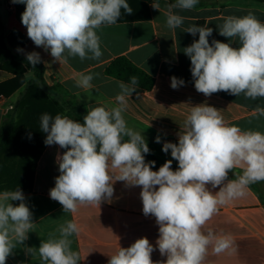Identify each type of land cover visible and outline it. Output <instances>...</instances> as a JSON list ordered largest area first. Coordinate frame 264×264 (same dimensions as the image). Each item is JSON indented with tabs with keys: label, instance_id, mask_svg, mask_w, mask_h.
<instances>
[{
	"label": "clouds",
	"instance_id": "clouds-1",
	"mask_svg": "<svg viewBox=\"0 0 264 264\" xmlns=\"http://www.w3.org/2000/svg\"><path fill=\"white\" fill-rule=\"evenodd\" d=\"M12 2L26 5L21 22L27 36L59 62H67L68 57L98 60L103 53L97 30L116 24L122 10L133 12L127 0ZM198 3L199 0H176L170 4L165 26L172 30L181 27L185 17L174 14L172 9L192 10ZM152 6L159 9L158 4ZM184 31L199 34L198 40L183 49L190 58L197 92L211 96L224 91L252 100L264 98V22L251 12L225 17L219 25V35L238 41V48L218 40L210 44L208 37L213 29L207 26L192 25ZM26 58L33 66L41 62L36 52ZM93 79L91 74H81L76 86L90 88ZM137 83L135 76L130 78V84L120 82V92L115 97L118 106L110 110L104 106L92 108L82 124L60 114L41 115L40 129L47 133L45 145L66 149L57 157L60 174L49 191L50 198L59 202L65 213H75L79 205L100 207L111 200L116 181L141 187L142 212L146 217H155L159 226L156 246L146 237L139 238L127 248L119 246L108 264H203L210 245L217 255L234 252L230 235H216L212 230L205 234L202 228L219 206L243 197L249 185L264 182V133L227 124L213 106L191 107L178 144H163L162 151L171 150L172 159L153 171L155 161H145L150 149L144 137L130 129L122 115ZM184 83L183 79L171 77L173 89ZM254 112L264 116L262 107L257 106ZM155 142H161L159 136ZM173 160L178 162L175 171ZM237 167L243 169L242 175L229 180V172ZM110 170H118L119 174H110ZM208 185L219 191L213 193ZM10 201L20 203L14 206ZM32 216L22 190L0 193V264H6L16 245L28 239L35 227ZM79 231L74 221L67 220L57 229L59 236L50 233L38 248L41 264H79L80 255L72 250L69 239ZM157 248L161 256L167 257L165 261L151 259ZM36 251L26 249L28 254Z\"/></svg>",
	"mask_w": 264,
	"mask_h": 264
},
{
	"label": "crops",
	"instance_id": "crops-1",
	"mask_svg": "<svg viewBox=\"0 0 264 264\" xmlns=\"http://www.w3.org/2000/svg\"><path fill=\"white\" fill-rule=\"evenodd\" d=\"M145 1V0H141ZM128 2V1H127ZM176 0H153L149 5L148 20L123 21L97 30L103 55L98 59L68 57L67 62L55 61L50 51L38 47L27 36V29L21 22L26 5L0 0V40L14 56L0 67V127L6 115L17 108L12 135L0 151V193L22 190L25 202L33 213V231L23 244H17L6 264H41L38 248L50 233H56L67 220L74 221L80 231L69 239L72 250L80 255L79 264H108L118 247H129L137 239L146 237L153 246L159 236L155 217L145 216L140 198L141 187L126 186L124 182L113 184L114 195L100 207L79 205L75 213H65L62 205L49 196L60 174L57 157L63 154L59 145H45L47 133L40 129V117L44 113L55 117L68 116L65 104L47 93L34 79L32 65L27 54L39 53L44 80L48 86L57 88L62 96H71L82 105L86 113L92 108L104 106L106 110L117 107L116 95L119 83L124 81L110 77L106 68L118 58L128 59L134 66L154 79L151 90L136 87L128 98V106L122 113L127 126L139 132L145 141L156 146L165 142L177 143L178 135L184 130V121L191 107L207 104L220 111L229 125L242 130L264 133V116H258L257 106L264 108V98L256 100L231 95L220 91L205 96L195 90L191 75L190 58L183 49L199 39L184 29L192 25L213 29L209 43L218 40L234 48L238 41L219 35V25L230 15L244 16L249 12L264 22V3L253 0H199L192 10L172 9L174 14L185 17L181 27L167 28L166 13ZM132 14L121 11L119 19L141 14L133 1L128 2ZM158 4L159 9L152 5ZM67 55V54H65ZM81 74H91L92 87L76 86ZM184 80V85L173 89L171 77ZM18 79L19 83H12ZM7 84V85H5ZM160 137V143L155 142ZM167 154H171V150ZM171 160V155L165 157ZM172 163L178 167L177 161ZM153 168V171H158ZM243 169L234 168L228 179L242 175ZM118 175V170H110ZM213 193L219 188L212 189ZM14 206L19 201H10ZM230 235L234 241L231 250L215 254L210 245L203 264H264V182L249 185L243 197L219 206L218 212L202 228L207 234ZM27 248H36L35 254H28ZM154 262L165 261L158 248L151 254Z\"/></svg>",
	"mask_w": 264,
	"mask_h": 264
},
{
	"label": "trees",
	"instance_id": "trees-1",
	"mask_svg": "<svg viewBox=\"0 0 264 264\" xmlns=\"http://www.w3.org/2000/svg\"><path fill=\"white\" fill-rule=\"evenodd\" d=\"M133 1L136 3L137 8L141 12L138 16H132L130 18L119 19L118 22L123 21H142L148 20L150 18L149 15V5L153 2V0H127ZM260 3H264V0H253ZM14 56L6 49L5 44L2 40H0V67H2L7 61H13ZM30 70L34 73V79L36 82L40 84V86L50 95H53L59 98L66 106L68 110V117L79 122H84V116L87 115L85 109L80 105L75 98L71 96H62L59 94L57 88H52L48 86V84L44 80V70L43 67L39 64L35 66L30 65ZM106 74L110 77L116 78L118 80L124 81L130 84V78L135 76L137 78V85L142 90L149 91L154 86V79L146 74L141 69L134 66L128 59L126 58H118L113 61L107 68ZM19 83V80L16 79L12 83ZM7 85V84H5ZM17 114V108H14L10 111L6 117L4 118V122L0 127V151L6 146L9 138L12 135V129L15 122V117ZM127 139V137H125ZM150 152L145 154V161H155V166L153 168L161 167L166 160L160 157L158 154L159 148L156 145L146 142ZM66 151V149H62ZM178 167L172 163V170L175 171Z\"/></svg>",
	"mask_w": 264,
	"mask_h": 264
},
{
	"label": "rangeland",
	"instance_id": "rangeland-1",
	"mask_svg": "<svg viewBox=\"0 0 264 264\" xmlns=\"http://www.w3.org/2000/svg\"><path fill=\"white\" fill-rule=\"evenodd\" d=\"M157 147L159 148V150H158V154H159L160 157H162L163 159H165V157L171 155V154H167V153H165V152L162 151V147H163V146H157ZM165 160H166V159H165ZM166 161H167V160H166ZM177 163H178V162H177Z\"/></svg>",
	"mask_w": 264,
	"mask_h": 264
}]
</instances>
